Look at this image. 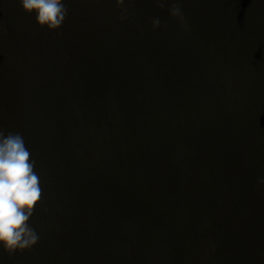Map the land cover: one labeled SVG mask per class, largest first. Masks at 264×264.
Returning a JSON list of instances; mask_svg holds the SVG:
<instances>
[{"label": "water", "instance_id": "obj_1", "mask_svg": "<svg viewBox=\"0 0 264 264\" xmlns=\"http://www.w3.org/2000/svg\"><path fill=\"white\" fill-rule=\"evenodd\" d=\"M161 3L65 0L50 31L0 0V129L41 188L0 264H264V0Z\"/></svg>", "mask_w": 264, "mask_h": 264}, {"label": "clouds", "instance_id": "obj_2", "mask_svg": "<svg viewBox=\"0 0 264 264\" xmlns=\"http://www.w3.org/2000/svg\"><path fill=\"white\" fill-rule=\"evenodd\" d=\"M18 2L23 12L34 17L37 26L50 31L62 25L68 11L65 0ZM152 2L163 6L161 0ZM115 3L119 7L124 0H115ZM169 14L187 28L178 4L171 5ZM120 18L125 19V14L122 13ZM159 25V19L154 18L152 27L155 29ZM258 183L264 185V179H259ZM40 198L39 177L23 137L0 129V250L9 256L30 250L38 242L39 235L29 220Z\"/></svg>", "mask_w": 264, "mask_h": 264}]
</instances>
